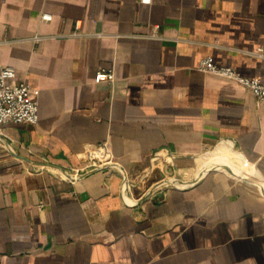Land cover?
<instances>
[{
    "label": "crops",
    "instance_id": "crops-1",
    "mask_svg": "<svg viewBox=\"0 0 264 264\" xmlns=\"http://www.w3.org/2000/svg\"><path fill=\"white\" fill-rule=\"evenodd\" d=\"M206 55L264 79V0H0L40 101L0 125V264H264V100ZM102 141L121 168L78 175Z\"/></svg>",
    "mask_w": 264,
    "mask_h": 264
},
{
    "label": "built area",
    "instance_id": "built-area-1",
    "mask_svg": "<svg viewBox=\"0 0 264 264\" xmlns=\"http://www.w3.org/2000/svg\"><path fill=\"white\" fill-rule=\"evenodd\" d=\"M52 17L51 13H42L43 19H52ZM76 26H80V21L76 22ZM76 33L78 32L74 34ZM258 53H262V49ZM198 67L203 71L235 80L264 100L263 78L246 75L232 65L220 64L212 55L202 57ZM115 76L113 67H102L96 71L95 80L113 81ZM16 77L15 66L2 65L0 67V125L10 121L36 123L39 120L40 101L34 92V87L29 82L18 80ZM85 159V164L77 169L78 175L99 168H121L107 141L90 144L86 149ZM164 181L167 179L161 182ZM132 183V178L125 172V187L128 189Z\"/></svg>",
    "mask_w": 264,
    "mask_h": 264
},
{
    "label": "rangeland",
    "instance_id": "rangeland-1",
    "mask_svg": "<svg viewBox=\"0 0 264 264\" xmlns=\"http://www.w3.org/2000/svg\"><path fill=\"white\" fill-rule=\"evenodd\" d=\"M217 143H214V144H212L211 146H209L201 155H199L197 158H196V160H195V167H194V171H197V170H199V168L206 162V160H208V158L206 157L207 155H205V156H202V155H204V154H206V153H215V151L217 152ZM234 148V147H233ZM234 150H236V148H234V149H228V150H226V153H228L229 154V156L230 155H232V153H234ZM164 162L166 161V160H163ZM162 165H163V163H162ZM190 175H192L191 174V172H190V169H189V172H183V173H181V174H178V175H176L178 178H180V179H183V178H185V177H187V176H190ZM174 176V175H173ZM176 177V178H177ZM167 178H170V176L169 177H167ZM168 181V180H167ZM170 182H173V181H170Z\"/></svg>",
    "mask_w": 264,
    "mask_h": 264
}]
</instances>
